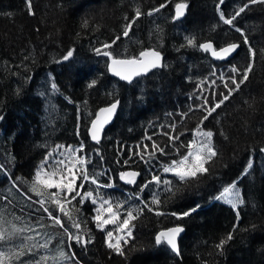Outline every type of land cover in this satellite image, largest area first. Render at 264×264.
<instances>
[{
    "label": "trees",
    "instance_id": "16d2710c",
    "mask_svg": "<svg viewBox=\"0 0 264 264\" xmlns=\"http://www.w3.org/2000/svg\"><path fill=\"white\" fill-rule=\"evenodd\" d=\"M176 3L188 5L182 20L173 19ZM246 3L248 0H223L222 4L221 0H31L34 14H30L26 0H0V158L5 156V161L0 160V232L9 237L0 241V264H264V153L260 151L264 149V4L249 5L234 21L256 50L248 80L203 124L207 113L199 107L205 97L209 101L205 107L221 98L217 95L213 99L209 82L221 80V73L227 79L232 66L242 71L249 63L243 37L219 15L223 12L230 18ZM98 4L109 9L102 14L89 12ZM160 4L165 8L148 15ZM137 9L143 14L124 37L125 26ZM118 36L120 39L109 49L115 56H138L140 51L154 48L161 52L165 66L131 83L111 77L108 58L96 55L93 49L110 44ZM186 38L194 39L195 47L188 46ZM207 40L216 46L238 41L241 47L229 61L217 62L199 48ZM69 50H73V57L62 61ZM44 74L72 101L81 96L86 81H97L90 95V123L101 106L120 100L116 118L103 139L92 142L86 133L79 142L88 162L94 165L89 172L100 174L99 182L112 175L116 184L115 189L109 188L112 194L120 189L140 200L134 215L141 208L144 212L140 221L137 219L136 240L131 239L124 255L109 249L98 237L90 204L65 203L66 215L59 206L46 202L43 207L60 217V227L46 216L38 204L40 197L30 192L37 163L46 157L37 155L31 139L43 137V113L31 96ZM160 93L170 103L152 110L150 97ZM222 94L227 95V89ZM169 110L186 112L182 122L191 125L189 128L200 126L212 131L218 154L206 165L208 173L188 181L167 176L174 195L163 190L158 193L161 203L154 205L151 187L141 192L152 173L140 155L136 154L135 161L129 156L151 132L155 120ZM218 115L228 120L226 130ZM182 131L183 126L175 134L182 137ZM152 143L147 144L148 152H152ZM117 145L121 146L118 156L112 149ZM187 151L181 150L176 157L185 156ZM124 158L128 161L124 169L130 167L140 173L134 184L127 185L119 177V162ZM249 160L253 167L242 175ZM233 182L240 186L244 201L238 208L239 218L233 208L217 199ZM52 192L48 190L49 195ZM196 205L199 208L182 220L170 215ZM156 210L165 215H156ZM73 221L80 224V235L91 240L87 246L69 240L64 232L67 228L76 234ZM177 224L185 229L179 239V255L167 245L155 244L160 230ZM137 231H143V242ZM229 233L233 239L227 241ZM221 240L227 242L219 249L216 245ZM46 241L48 247H40ZM21 251L24 255L17 259ZM61 251L69 257L75 253V259L60 260Z\"/></svg>",
    "mask_w": 264,
    "mask_h": 264
},
{
    "label": "snow or ice",
    "instance_id": "6c2138e0",
    "mask_svg": "<svg viewBox=\"0 0 264 264\" xmlns=\"http://www.w3.org/2000/svg\"><path fill=\"white\" fill-rule=\"evenodd\" d=\"M26 3L28 5V9L30 14H34L31 12V0H26ZM223 3V0H221V4ZM257 3L264 4V0H248V3L244 4L243 7H241L238 11L235 12L233 16L230 18H225L224 13L220 12V19L223 21L224 24L233 26L234 21L238 16H240L241 13H243L249 5H254ZM165 4H160L158 8L152 9L148 15H153V13L159 12L160 9L165 8ZM188 5L186 3H176L175 4V16L173 17L174 20H178L181 17L185 15V11L187 9ZM143 13L137 9L135 11V16L129 21V23L125 26V29L123 31V36L127 37L129 35V31L132 28V25L135 23V21L142 15ZM84 26H88V21H84ZM235 31L239 32L241 36L243 37V43L248 46V52H249V63L247 66L241 71L236 66H232L230 69L231 75L225 79L224 74L221 73L220 79L223 81V87L227 89L228 94H220V97L218 100L215 101L214 104H212L209 107H205V105H208L209 101L208 98H204V105H200L199 107L202 108L207 115L203 117L201 120V124H203L204 120H207L209 116H211L214 112H216L217 109L221 107L226 101L230 99L232 94L236 91H238L242 84H244L248 78L249 74L253 69L256 50L251 47V44L249 42L248 35L239 27H235ZM120 37H116L110 44L105 43L101 47L94 48L93 51L96 55H102L104 57H108L110 59V64L107 65L109 71H111L115 76L119 77L123 81H127L131 83L134 78L142 77L149 73L153 69L164 67L163 64V57L160 51H157L155 49H145L139 52L138 56H131L128 58H118L113 54L112 51H109V49L112 48V45L116 43L117 40H119ZM187 39V45L195 47L194 39L186 38ZM240 47L237 43H229L226 47H221L219 51H217L211 42L209 43H201L199 44V48L204 50L205 52H208L211 50V54L213 57H216L218 59H226L231 54L235 53L236 50ZM73 57V50H69L66 55L62 57V61H69ZM215 75V72L213 73ZM236 76H240V79L237 81ZM97 81L92 80L91 83L88 85L89 88L94 87L96 85ZM213 84L216 83V81H212ZM229 84L233 85L234 87H229ZM51 89L53 92L57 91V85L53 83L51 85ZM213 96H215V93H213ZM120 104V101L114 100L111 102L107 107L100 108L99 111L95 114V119L91 121V127L89 129L91 139L93 141L99 142L101 139V134L103 132V129L105 125H107L113 118L114 115L117 112L118 106ZM3 119V116H0V120ZM169 127L172 128V130H175V125H170ZM165 135H168V133H165ZM214 133L212 131H203L198 126L195 133H194V139L190 141L187 144L188 152L185 156L181 158L179 162L173 160L170 165L168 166H162L163 173H172L174 177L178 178L179 181H188L192 178H196L198 175H203L205 173H208L209 169L206 167V165L213 161V159L217 156V149L214 147L212 143ZM195 137L201 138L199 141L195 139ZM148 139H151V137H148ZM179 140V136H172L169 135V141L173 144L175 141ZM63 146H57L56 153H49L48 156L45 157V160L42 161L39 169L35 172V182L32 185V192H34L37 196L41 197V199L38 201V203L43 207L46 202L53 203L57 206H59V209L61 212H65L64 204L68 203L70 204L72 201H78V203L83 204L87 200L91 199L92 203L95 204L97 202V199H101L98 195L97 197H94L92 191H84V187L86 183L94 184L97 186V193L100 187H110L111 185H101L99 182V175L97 173H89L87 170V164L88 159L87 156H81L78 155L79 153L83 152V143H81L79 148H73L72 146H68L67 150V156L66 158L70 161H75L82 167L80 168L79 172L74 170L75 165L73 168H69L67 171V175H61L59 179L56 178L57 172H63V169L59 167V165H64V160H57L55 159L56 155H64V153H60L58 150ZM139 148L140 146L137 145ZM144 154H139L140 159L145 162V164L149 165V171L152 172V161L156 156V152L159 151V153L164 156L167 155V152H165L164 148H161L158 144L155 142L152 143V152L148 153V145L145 144L143 146ZM178 152L179 149H176ZM262 153H264V149L260 150ZM98 154V153H97ZM145 155H147V160H145ZM102 158V157H101ZM51 159V162L53 165L57 166L56 171L51 173L49 175V178L47 179H41V173L44 168V165L49 163V160ZM190 161V162H189ZM125 164L128 163V161H124ZM253 167L252 160H249L247 167L244 169V172L242 175L249 174V170ZM140 175V173L135 171H128V172H121L120 173V179L126 180L128 183L134 184L136 183V177ZM19 179V178H17ZM79 181V183H78ZM153 183L157 187L163 185L164 191L167 193H172V189L169 187L172 184V181L168 179L161 180V177L156 174L151 175V180H149L145 185L141 187V192L144 191L145 188L150 187ZM235 187V182H233V185L231 188ZM57 189V192H52L50 195L48 194L49 189ZM230 191V188H225L224 192L228 193ZM61 193H63V200L61 199ZM174 195V193H172ZM30 198V197H29ZM79 198V199H78ZM219 199V197L217 198ZM141 203H144L143 201ZM161 203L159 194L154 192L153 198L151 201V204L159 205ZM227 203L231 205L233 209H236L238 204H243V199L240 198L239 193L236 194L234 199H228ZM105 205H108L107 208H105ZM144 207H147L149 211H154L153 208L149 207L147 203H144ZM117 208H123V204L117 205ZM199 208V205H196V207L190 209L189 211H183L180 213L172 212L170 213L171 216L175 217L176 220H182L185 217H188L191 215L192 212H195ZM44 212L48 214V217L52 220L53 224L59 225L60 227H63V222L61 221L59 216H53L52 212L48 210L47 207H43ZM139 211H143L141 208ZM108 214V218H104V214ZM66 215L68 213L65 212ZM119 211H113L112 204L108 200H102V203L100 204V207L97 209V214L93 217L94 221L96 222V227L103 230L106 225L109 224H116L117 219L119 218ZM156 215H165V213L160 212L156 210ZM237 217L239 218V212H237ZM71 218V217H69ZM137 218L136 215H134L133 209H128L126 211V216L123 219L122 223L119 225V231L121 233H124V235L117 236L115 239V242H113V231H108L106 233V243L107 247L109 249H114L118 254L124 255V249L121 245V240L124 241V243H128L130 239H134L133 237V227L132 221H134ZM72 226L77 229L76 234L69 232L67 228L64 229V232L68 236L69 240H74L77 244H80L81 246H87L88 243H91V240L85 236L80 235V224L78 222L73 221ZM238 227V225H237ZM184 231V228L177 224L174 227L165 228L163 230H160L155 235V244L156 245H167L169 246L170 250L177 255H179V248L177 244V237L180 233ZM9 239V237H5L2 232H0V241H6ZM233 239L232 233H229L227 237V241H230ZM225 240H221L218 245H216L217 248L222 249L224 244L227 242ZM48 241H46L43 245H40V247L47 248L48 247ZM24 255L23 251L19 252L17 254V259L19 256ZM47 257H42L41 260H46ZM59 259L60 260H69V259H75V253H72L71 257L67 256L63 251L59 253ZM39 264V262H38ZM78 264V262H77Z\"/></svg>",
    "mask_w": 264,
    "mask_h": 264
},
{
    "label": "rangeland",
    "instance_id": "374dc122",
    "mask_svg": "<svg viewBox=\"0 0 264 264\" xmlns=\"http://www.w3.org/2000/svg\"><path fill=\"white\" fill-rule=\"evenodd\" d=\"M106 9H109V7L106 6V4H101V5L98 4L96 8L94 7L89 12L96 11L95 13L101 12L102 14V11H105ZM89 84H90V80L86 81L81 90L82 92L81 96L79 98H76L75 101L74 100L72 101V100H69L66 96L59 93L58 90L53 92L51 89L52 82L50 78L48 77V75L44 74L38 80L35 90H34V95L31 96L33 103L39 105L41 112L43 113V118H44L42 126L40 127L41 133L43 134L42 139L37 140L36 138H31L33 147L36 148L37 155L48 156L49 153H56L57 146H63L58 151L60 153H64V155L55 156V159L57 160L63 159L65 162L64 165H59V167L63 169V172L56 173L57 179H59L61 175L66 176L68 169L73 168L74 165H75L74 170L77 172H79L80 168L82 167L75 161H70L69 159H67L66 156H67L68 146H72L73 148H79L81 145L79 140H82V136L86 133L89 136L88 126L90 124V115L92 114V111H93V107L91 106V103H90L91 101L90 95L92 93V96H93L96 90L95 87H93V90L92 88H89L88 87ZM208 85L211 88L213 99L215 98V96L220 95L224 91L222 80H218L215 84H212L211 82H209ZM214 87L219 88V90L217 91L216 89H214ZM213 93H215V96H213ZM167 103H170V101L164 100L163 95L161 93L153 94L150 97V107L152 110L161 109ZM176 112L177 113H175V111L169 110L167 111L165 115L156 119L155 120L156 124L151 129V132L147 134V136L143 139L141 143L137 144L140 146L139 148L137 147V151H132L129 156V158L135 161V157L138 152L140 154H144L143 146L145 144H149L155 141L164 143L165 146L163 148L165 149V152H167V155L162 156L159 153V151L156 152V156L152 161V172L149 171L150 166L146 165V170L149 173L159 175L161 177V180L166 179L167 176L173 175L172 173H163L162 166L170 165L173 160L177 162L181 160L182 157H176V156L180 154L181 150L187 148L186 147L187 144L194 139V133L198 127L197 126L194 128L193 127L189 128V126L191 125H188L186 123L184 124L182 122V117L184 116L187 117L186 112H179V111H176ZM232 117L233 115L230 116L229 120ZM218 118H221L220 115H218ZM227 122L223 118H221V125L223 126L225 130H226ZM173 124L175 125L174 131L172 130L171 127H169L170 125H173ZM182 126H183V131H182L183 133L181 137L179 136V134H175V133L179 132ZM201 130L208 131L204 128H201ZM165 133H168V135H165ZM169 135L179 136V140L175 141V143L173 144L172 142L169 141ZM148 137H151V139H148ZM195 139L199 141L201 138L195 137ZM212 143H213V139H212ZM120 148L121 146L119 145L112 147V149L116 151L117 156L121 154ZM176 149H179V151L177 152ZM148 153H151V152H148ZM78 155L87 156V154L84 152L79 153ZM147 158H148L147 155H145V160H147ZM0 160L5 161V156L3 155L2 158H0ZM44 160L45 158L42 161ZM42 161L37 163L38 164L37 166L34 164V166H36L35 172L39 169ZM124 161H127V160L124 158L122 161L119 162V169L121 170L119 172V177H120L121 172H128L129 170L135 171L133 168H130V167L124 169L123 168L125 166ZM56 167L57 166L53 165L50 159L49 163L44 165V168L41 173V179L49 178V175L56 171ZM91 167H94V165L92 161L90 160V163L88 162L87 164L88 172L92 170ZM34 178H35V173H34ZM107 178L108 179H105L103 183L100 182V184L101 185H111V186L110 187H100L98 190V193H97V186L94 184L86 183L83 189L84 191H92L94 197H97L98 195L100 198H102V200L110 201L112 204L113 211H119L120 213L119 218L116 221V224L106 225L103 230L97 227L95 228V230L97 231L98 237L102 241H105V243H106V233L108 231H113L114 233L113 242H115V239L117 236L124 235V233H121L118 229H119V225L122 223L123 219L126 216V211L128 209L135 210L139 208V205H140L139 198L129 195L128 191H126L125 193L124 191L119 189L117 193L112 194L109 191V188L115 189L116 184L114 182L112 175H107ZM124 183L127 185L131 184L128 182H124ZM232 185L233 183L226 187V188H230V191L228 193H225L223 190L218 196L219 197L218 201L230 207L231 205L227 203L228 199H234L237 193H239L240 198L242 199V190L240 186L237 183H235V187L231 188ZM150 187H151V191H150L151 200L153 198L154 192L160 194L161 191L164 190L163 185H161L160 188H157L156 185H151ZM52 190L53 192L58 191L55 188H53ZM30 192L35 194L31 190ZM61 195H63V193H61ZM102 200L97 199V202L95 204L92 203L91 199L85 202L86 205H89V204L91 205V212L93 213V217L97 214V209L100 207ZM120 204H123V208L118 209L117 205H120ZM240 205L241 204H238L237 208L234 209L236 213L238 212V208ZM107 207L108 205H105V208ZM143 212L144 211L138 212L136 214L137 218L134 221H132V224L134 225L133 230H132L133 237H134L135 227L137 224V219L140 221V217L143 214ZM52 215L55 216L54 214ZM46 216L48 217L47 213H46ZM104 218H108L107 213L104 214ZM93 222L96 226V222L94 221V219H93ZM137 233L138 235H140V242H143L144 241L143 231H137ZM130 243H132L131 239L126 244L124 243L123 240H121V245L123 249L127 248V246Z\"/></svg>",
    "mask_w": 264,
    "mask_h": 264
},
{
    "label": "water",
    "instance_id": "95a60500",
    "mask_svg": "<svg viewBox=\"0 0 264 264\" xmlns=\"http://www.w3.org/2000/svg\"><path fill=\"white\" fill-rule=\"evenodd\" d=\"M209 42H211L212 44H213V47L217 50V51H219V49L221 48V47H226L227 46V44H229V43H227V44H225V45H223V46H216L215 44H214V42H212V41H209ZM209 42H207V43H209ZM230 43H237V44H239L240 45V47H241V44H240V42H238V41H234V42H230ZM240 47L238 48V49H240ZM237 49V50H238ZM234 54V53H233ZM233 54H231L229 57H231ZM102 56V55H101ZM108 58V57H107ZM118 58H124V57H118ZM108 64H110V59L108 58ZM107 64V65H108ZM109 70V69H108ZM109 74H110V76L111 77H114V78H116V79H118V80H120V81H122V82H126V83H129V82H127V81H123V80H121L119 77H117V76H115L111 71H109ZM148 74V73H147ZM146 74V75H147ZM135 79V78H134ZM101 108H103V107H101ZM98 111H99V109H98ZM97 111V112H98ZM96 118V117H95ZM94 118V119H95ZM112 121H113V119L107 124V125H105V127H104V129H103V132H102V134H101V139H102V135H103V133H104V131L107 129V127L112 123ZM90 127H91V123H90V126H89V129H90ZM89 129H88V134H89V138H90V140L92 141V142H95V141H93L92 139H91V135H90V131H89ZM101 139H100V141H101ZM171 227H174V226H171ZM183 233H184V231L182 232V233H180L179 234V236L177 237V244H178V248H179V239H180V237L183 235Z\"/></svg>",
    "mask_w": 264,
    "mask_h": 264
},
{
    "label": "bare ground",
    "instance_id": "6f19581e",
    "mask_svg": "<svg viewBox=\"0 0 264 264\" xmlns=\"http://www.w3.org/2000/svg\"><path fill=\"white\" fill-rule=\"evenodd\" d=\"M184 17H185V15L183 16V17H181L180 19H178V20H182V19H184ZM209 41H211V40H207V41H204L203 43H207V42H209ZM213 42V41H212ZM215 44V43H214ZM154 49V48H153ZM155 50H157V49H155ZM158 51V50H157ZM204 51V50H203ZM239 51V49L238 50H236V52L231 56V57H228V58H226V59H218V58H216V57H213L212 56V54H211V50H209L207 53H209V55H210V57L214 60V61H217V62H227V61H229L230 59H232L235 55H236V53ZM205 52V51H204ZM163 57V56H162ZM158 69V68H157ZM154 70H156V69H153V70H151V71H154ZM150 71V72H151ZM149 72V73H150ZM119 100V99H118ZM120 101V100H119ZM109 105V104H108ZM108 105H104V106H101V107H107ZM120 105V104H119ZM100 107V108H101ZM99 108V109H100ZM118 108H119V106H118ZM98 111V110H97ZM117 111H118V109H117ZM97 113V112H96ZM116 115H117V112H116V114L114 115V118H113V121H112V123L109 125V126H111L112 124H113V122H114V120H115V118H116ZM94 118H95V116H94ZM93 118V119H94ZM92 119V120H93ZM90 126V125H89ZM108 126V127H109ZM107 127V128H108ZM105 132V131H104ZM103 135H104V133H103ZM103 135H102V139H103ZM101 139V140H102ZM135 170V169H134ZM130 171V170H129ZM135 172H138L137 170H135ZM139 173V172H138ZM139 177V175L136 177V178H138ZM124 182H127L126 180H123ZM183 227V226H182ZM169 228V227H168ZM184 228V227H183ZM163 230V229H162ZM184 232H185V229H184ZM184 234V233H183Z\"/></svg>",
    "mask_w": 264,
    "mask_h": 264
}]
</instances>
